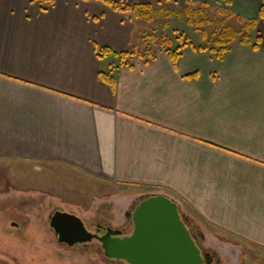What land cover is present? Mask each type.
<instances>
[{"label":"crops","instance_id":"1","mask_svg":"<svg viewBox=\"0 0 264 264\" xmlns=\"http://www.w3.org/2000/svg\"><path fill=\"white\" fill-rule=\"evenodd\" d=\"M228 1L246 20L263 3ZM143 26L96 1L0 0V161L65 169L133 199L169 196L206 241L227 236L264 264V22L258 50L234 45L221 61L191 48L176 65L163 50L132 68L98 57L132 52Z\"/></svg>","mask_w":264,"mask_h":264},{"label":"rangeland","instance_id":"2","mask_svg":"<svg viewBox=\"0 0 264 264\" xmlns=\"http://www.w3.org/2000/svg\"><path fill=\"white\" fill-rule=\"evenodd\" d=\"M145 1L155 10L185 7H179L176 0ZM166 22L170 27L165 28V20L159 19L157 24L143 26L141 32L175 38V29H188L176 19ZM135 199L122 193L115 195L65 169L25 161H0V264H101L88 250L68 251L57 245L48 222L51 209L58 207L91 220L97 210L115 204L114 225H121L123 213ZM26 200L27 204L19 205ZM209 235L212 237L205 245L218 254L221 264H263L252 250L242 248L227 236Z\"/></svg>","mask_w":264,"mask_h":264},{"label":"trees","instance_id":"3","mask_svg":"<svg viewBox=\"0 0 264 264\" xmlns=\"http://www.w3.org/2000/svg\"><path fill=\"white\" fill-rule=\"evenodd\" d=\"M83 2H100L115 12L130 14L132 18L145 26L146 24H157L159 19H164V27H170L166 22L172 19L184 23L185 29H175L178 34L175 38L165 35L157 36L154 32H142L137 43L130 53H114L109 48L98 49V57L105 58L113 54L119 58L121 64L132 68V61L140 59L144 63L154 62L158 50L167 52L176 65L186 48L201 53H210L215 59L221 61L234 45L249 46L258 50L262 39L257 32L260 22H264V0L255 20H246L228 9L231 2L226 0L228 7L211 3H200L194 0H186L183 10H155L148 3L136 2L126 4L117 0H81ZM38 3L44 10L53 7L57 0H32ZM190 32V33H187ZM197 41V43H196ZM101 79L110 87H115V79L110 74L100 73ZM191 77H196L195 75Z\"/></svg>","mask_w":264,"mask_h":264},{"label":"water","instance_id":"4","mask_svg":"<svg viewBox=\"0 0 264 264\" xmlns=\"http://www.w3.org/2000/svg\"><path fill=\"white\" fill-rule=\"evenodd\" d=\"M134 213L131 236L102 238L105 255L128 264H203L200 248L188 230L181 205L163 194H148ZM61 227L69 235L80 233L76 242H88L93 236L82 219L69 216Z\"/></svg>","mask_w":264,"mask_h":264},{"label":"flooded vegetation","instance_id":"5","mask_svg":"<svg viewBox=\"0 0 264 264\" xmlns=\"http://www.w3.org/2000/svg\"><path fill=\"white\" fill-rule=\"evenodd\" d=\"M144 196L138 197L128 206L127 210L123 213L124 222L121 225H114L116 214L115 212L113 213V208L115 207V204L105 205V207L97 210L91 220H86L73 212H65L63 209L55 207L51 209L48 217V222L51 228L50 230L54 234L56 239L55 241L61 249H66L68 251L88 250L97 256L101 264H128L124 260L108 258L105 255L103 242L101 239L107 237L108 235L121 238L131 236L135 229L133 220L134 213L137 208L140 207L143 201L148 199L144 198ZM27 203L28 200L24 202L21 201L19 202V205ZM50 205L53 207V204ZM69 216H76L82 219L87 231L93 236V239L88 242H76L79 241L81 237L78 231L76 234L69 235L67 234L68 231L64 232V230H61L60 228L59 230L61 234H59L56 230V226L61 227V222H64L63 220L70 218ZM184 221L194 241L201 250L202 256L204 258L203 264H221L218 254L205 245L206 237L204 234H202L195 222L187 216L184 217Z\"/></svg>","mask_w":264,"mask_h":264}]
</instances>
